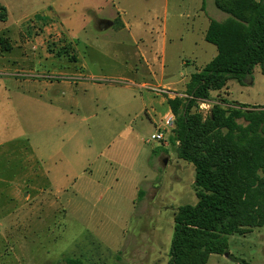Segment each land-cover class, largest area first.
I'll list each match as a JSON object with an SVG mask.
<instances>
[{"label":"rangeland","instance_id":"1","mask_svg":"<svg viewBox=\"0 0 264 264\" xmlns=\"http://www.w3.org/2000/svg\"><path fill=\"white\" fill-rule=\"evenodd\" d=\"M41 1L0 0L20 8L11 23L26 33L25 44L20 33L12 41L0 20L9 41L0 42V264H169L175 215L198 203L196 171L178 158L173 132L148 142L170 109L153 89L180 94L209 62L203 46L216 48L195 28L201 0H184L183 14L182 0L168 12L166 0H107L121 8L108 30L92 15L82 29L77 0H51L50 32L35 15ZM206 15V25L227 17L215 0ZM163 34L171 42L153 62ZM212 99L264 112L261 66ZM214 104L199 106L205 118ZM207 264H264V226L229 236Z\"/></svg>","mask_w":264,"mask_h":264},{"label":"trees","instance_id":"2","mask_svg":"<svg viewBox=\"0 0 264 264\" xmlns=\"http://www.w3.org/2000/svg\"><path fill=\"white\" fill-rule=\"evenodd\" d=\"M215 6L228 15L222 22L210 19L206 33L217 56L192 75L188 97L168 98L176 119L170 144L195 167L198 199L175 215L169 264H207L211 254L228 249L229 236L264 226V112L212 99L230 81L244 84L258 65L264 74V0H215ZM7 19L0 5V20ZM201 101L215 103L206 118ZM144 195L140 191L139 200Z\"/></svg>","mask_w":264,"mask_h":264},{"label":"crops","instance_id":"3","mask_svg":"<svg viewBox=\"0 0 264 264\" xmlns=\"http://www.w3.org/2000/svg\"><path fill=\"white\" fill-rule=\"evenodd\" d=\"M166 1H167L166 12H168L170 10V0H166ZM183 1L184 0H182V2H181V4H183L182 6L177 5L178 6L177 9H180L182 14L184 12L187 13L189 11L188 8H186V9L184 8V2ZM77 2L79 3L78 7L80 8L79 16H80V18L83 17L82 20L84 21V23L80 25L82 29H86L87 26H89L91 24V20L86 21L88 19V15H92L95 17L94 19H96L95 21L101 30L112 29L113 27L116 26L117 21L120 19L121 8H118L114 4V2H113V9L106 7V5L108 4L107 0H77ZM3 6L6 7V9L8 11V19L6 21H3V23L5 24L3 30H6L8 32V35L12 41H13V38H15L17 33L22 34V37L24 39L22 38L23 41L21 43L25 44L26 43V39H25L26 33H24V31L20 27L17 26L18 23H11V21L13 20L14 17H18L20 15L19 14L20 8L13 6L10 3L4 4ZM55 11H56V8L53 6V2L51 0H42L40 6L37 7V12L35 15L40 16L41 19H46L45 29L48 32H50L52 30V28H54V30H55L59 26V24L55 18L57 16V13ZM39 13H42V15H40ZM98 14H100V15L104 14L106 16V18H99ZM197 14H198L199 21H200V24L202 27L199 28L196 26L195 28L197 31H201L203 37L206 38V33H207V30H208V27L210 24V19H211V18H209V21L207 22V25H206L205 18L209 17L206 15V0H201V6H199V8L197 9ZM25 15H28V13H25ZM201 18H203V21L201 20ZM227 18H228V15L226 18H223L222 21H225ZM222 21H220V22H222ZM205 41H206V39H205ZM39 42H40V40H39ZM170 42L171 41H170V39L167 38V35H165V34H163L161 36L158 35L157 39L154 40V45L152 47L153 51L151 54L153 56H155L154 59L152 60L153 62H156V58L159 56V54L166 55ZM27 43H30V42H27ZM208 44H210V43H208ZM39 46H40V44H39ZM214 47L216 48V46H214ZM71 48L73 49V47H71ZM203 51H204L205 55H211L212 54L210 56L209 62L205 65V66H207L217 56L218 51H217V48L211 49V47H209L208 45L203 46ZM73 58H74V56H73ZM184 65H189V61H185ZM202 69L198 70L197 72H200ZM162 71H165V66H162ZM162 81H163V77H162ZM143 85L146 86L147 84H143ZM187 86H188V84H187ZM168 89H170V88H168ZM178 95L188 96L187 95V89ZM168 98L173 99L170 96H168ZM169 112H171V108L169 109Z\"/></svg>","mask_w":264,"mask_h":264},{"label":"built area","instance_id":"4","mask_svg":"<svg viewBox=\"0 0 264 264\" xmlns=\"http://www.w3.org/2000/svg\"><path fill=\"white\" fill-rule=\"evenodd\" d=\"M153 91H155L157 94L168 95V96L172 97L173 99L176 98V97H181V98L188 97V96L178 95L176 92L170 91L168 89L154 88ZM212 103L213 102H210V101H201L200 102V107H201V109L206 110V108H209V106H211ZM175 120L176 119H175V116H174L173 112L172 111L169 112L168 116L165 119V124L163 126L165 132H162L161 129H160V131H158L156 134L152 135L151 140L148 141V142H151L153 140L160 141V142L165 141L166 132L167 131L173 132V130L175 129Z\"/></svg>","mask_w":264,"mask_h":264},{"label":"water","instance_id":"5","mask_svg":"<svg viewBox=\"0 0 264 264\" xmlns=\"http://www.w3.org/2000/svg\"><path fill=\"white\" fill-rule=\"evenodd\" d=\"M165 162H167V160Z\"/></svg>","mask_w":264,"mask_h":264}]
</instances>
